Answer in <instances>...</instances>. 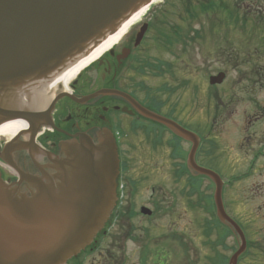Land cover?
Instances as JSON below:
<instances>
[{
    "label": "flooded vegetation",
    "instance_id": "af4514ba",
    "mask_svg": "<svg viewBox=\"0 0 264 264\" xmlns=\"http://www.w3.org/2000/svg\"><path fill=\"white\" fill-rule=\"evenodd\" d=\"M181 6L174 21L170 13L142 20L67 89L50 87L49 96L40 100L48 102L38 109L49 111L51 122L39 128L34 148L23 132L0 138V174L28 196L36 187L22 175L60 182L56 165L70 161L68 144L79 145L82 137L93 145L103 138L116 143L120 174L114 208L90 244L61 264H193L192 221L200 226L204 264L211 240L216 247L212 264H230L244 240L246 248L235 264L248 254L256 259L248 264H264V221L255 225L259 209L253 204L264 198V17H218L214 35L205 31L207 20L191 18V2ZM179 50L190 60L194 50L201 55L194 83L188 76L176 83L175 65L164 58H175ZM219 73L224 80L212 84ZM179 88L185 97H177ZM200 90L201 98H195ZM176 101H185L184 110ZM165 121L195 135L194 159L219 175L223 210L232 221L218 218L214 180L189 165L193 141L178 136ZM12 140L24 146L8 147ZM137 167L146 175L174 169L176 179L185 180V192L165 193L162 183L149 182L153 178L131 176ZM142 190H148L144 199Z\"/></svg>",
    "mask_w": 264,
    "mask_h": 264
},
{
    "label": "water",
    "instance_id": "95a60500",
    "mask_svg": "<svg viewBox=\"0 0 264 264\" xmlns=\"http://www.w3.org/2000/svg\"><path fill=\"white\" fill-rule=\"evenodd\" d=\"M153 1L0 0V125L27 121L29 129L24 134L30 139L29 148H34L39 128L51 122L49 111L38 109L48 102L40 101L48 85L55 81L53 87ZM145 29L146 25L137 42ZM223 78L219 74L211 82ZM165 122L177 134L194 139L178 123ZM16 142L12 140L8 147L24 146ZM67 148L70 161L56 165L60 182L22 175L36 187L31 196L6 184L0 175V264H60L86 247L104 226L116 201L119 158L115 141L103 138L93 145L82 137L79 145L71 143ZM194 152L195 146L190 164L218 183V211L221 218L230 219L223 210L219 176L198 166ZM244 249L245 240L230 264L236 263Z\"/></svg>",
    "mask_w": 264,
    "mask_h": 264
},
{
    "label": "rangeland",
    "instance_id": "374dc122",
    "mask_svg": "<svg viewBox=\"0 0 264 264\" xmlns=\"http://www.w3.org/2000/svg\"><path fill=\"white\" fill-rule=\"evenodd\" d=\"M216 1L219 4L221 0H216ZM182 2L183 3L191 2V6L193 5V7H191L193 10L192 16H194V17L191 16V18L197 19L201 23H204V21L207 20L208 22L205 26V31L210 34H214V35L219 33L220 21L218 20V17L232 18L227 10L228 7L230 6H233L237 11H239L240 17L248 18L249 15H251L250 16L251 18H257V19L264 17V0H225V4H223V7H221V11L219 12V15L213 14L211 16H208L209 19H206L205 17L207 16L202 14V12L200 11V7L197 5V2H198L197 0H160L154 5H152L148 13L145 16H143L141 20H139L134 26H132V28H134L138 23H140V21L147 20L150 17L154 19V16H158L162 13H167V14L170 13L171 14L170 18L172 20L173 19L176 20L177 18H180L178 15L177 9L179 10V8L182 7L181 6ZM208 2L210 1L208 0ZM229 9L231 10V8ZM250 12L251 14H249ZM252 14H256L255 17H253ZM232 16H234V12L232 13ZM173 21L171 22L173 23ZM198 26H199L198 24L195 25V27H198ZM195 52L196 50L193 51V56H192L193 59L191 60L188 59V56L185 55L182 50H179L180 55L174 56L175 58L164 57L166 59L172 60L175 65V68L177 70L176 83H179L181 79H183L184 77L186 78L187 76L191 78V81H193V83L197 81V79L195 78V73H196L195 68L197 67L196 65L200 64L201 55H199L200 57L195 56ZM194 62L196 63L193 64ZM190 63L193 64L192 71L190 69V66H191ZM211 70L214 71L215 66ZM84 71L85 70H83L81 73H83ZM190 71L192 72V74L189 73ZM179 96L185 97L183 88L182 89L179 88L177 92V97ZM194 97L201 98V90L200 92H197V93L194 91ZM184 103L185 101H176L177 109L180 111L184 110V107H185ZM236 133H237V130H235V134ZM139 169H141V167L131 169L130 171L131 176L138 177V178H145L149 176V178H153V181H149V182H153V183L159 182L163 184L162 188L165 190V193L172 192L175 194H183L185 192V180L184 179L183 180L181 179L182 181L177 180L174 175V172H175L174 169H169L167 167V169H157L154 172L151 170L150 171L151 174L149 175H146L145 172L143 173L142 171H139ZM141 193L144 199L148 195V190H142ZM253 204H255L256 210L259 209V221L260 222H258L255 225H261L260 223L264 221V198L257 197ZM179 211L180 212L184 211V206L182 203L180 204ZM199 219H200L199 216L195 218V220H199ZM188 226H189L188 236L192 237V243H193L192 244L193 264H204L205 259L207 258L203 256V254H205V247L202 245V241H201L202 234H201L200 226L197 224L196 221L195 222L192 221V223H188ZM177 228L180 229V226H177ZM263 235L264 234H261L260 236H263ZM210 242H212V240ZM210 242H208L207 244L208 257H209L207 264H212L211 258L216 255V249H215L216 247H213L212 244H210ZM218 249H221V248L218 247ZM246 257H244L245 259L243 258L244 260L242 264H248L251 259L254 261L256 260L252 258L253 257L252 254L251 255L248 254ZM134 258L135 259L137 258L136 254H134Z\"/></svg>",
    "mask_w": 264,
    "mask_h": 264
},
{
    "label": "bare ground",
    "instance_id": "6f19581e",
    "mask_svg": "<svg viewBox=\"0 0 264 264\" xmlns=\"http://www.w3.org/2000/svg\"><path fill=\"white\" fill-rule=\"evenodd\" d=\"M142 8L137 13H135L128 21H126L122 27L113 35H110L107 39L102 41L98 46H96L92 51L89 52L85 57H83L69 72H67L54 86L56 88L58 84L67 87L69 83L75 79L86 67L91 65L99 57H101L110 47L116 45L124 35L135 25L143 16H145L153 4ZM49 91V90H48ZM48 91L42 96L45 98L48 96ZM27 127V123L23 120H12L0 125V138H11L18 134L20 131Z\"/></svg>",
    "mask_w": 264,
    "mask_h": 264
},
{
    "label": "trees",
    "instance_id": "16d2710c",
    "mask_svg": "<svg viewBox=\"0 0 264 264\" xmlns=\"http://www.w3.org/2000/svg\"><path fill=\"white\" fill-rule=\"evenodd\" d=\"M197 1H198L197 5L200 7V11L202 12V14H206L207 16H211L213 14L219 15V12L221 11V7H223V4H225V0H221L219 4L216 0H209L210 1L209 4H207L208 0H197ZM191 7H193V5ZM227 10L232 18L240 17L239 11H237L235 8L231 9L232 11L229 8ZM233 12H234V16H232Z\"/></svg>",
    "mask_w": 264,
    "mask_h": 264
}]
</instances>
